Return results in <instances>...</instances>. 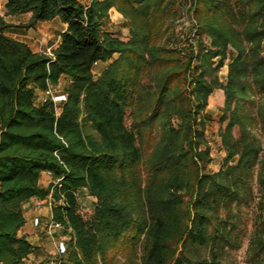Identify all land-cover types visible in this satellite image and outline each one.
Returning <instances> with one entry per match:
<instances>
[{
	"label": "trees",
	"instance_id": "trees-1",
	"mask_svg": "<svg viewBox=\"0 0 264 264\" xmlns=\"http://www.w3.org/2000/svg\"><path fill=\"white\" fill-rule=\"evenodd\" d=\"M182 1L193 15L197 53L188 42L191 32L175 48L157 45L169 31L168 43L176 41L175 0H5V15L30 14L27 27L58 18L65 30L48 58L12 38L18 28L0 17V264H28L33 246L20 232L31 199H48L50 222L68 235L56 264H219L230 207L259 153L247 131L254 119L240 116L239 103L249 95V79L264 91V0ZM111 8L128 22L125 42L102 32ZM203 35L210 41L205 51ZM230 51L226 82L219 84L222 122L228 114L220 136L226 167L209 175L201 117L214 89L205 76ZM114 54L118 58L95 77L93 66ZM190 76L194 88L187 93ZM61 80L58 107L49 98L37 101ZM172 119L178 128L169 129ZM155 120L162 138L143 171L140 145ZM42 174L52 180L45 188ZM262 175L264 165V183ZM80 190L96 199L87 220ZM209 218L218 223L213 234ZM261 238L264 233L255 237L250 264H264ZM187 239L209 247L210 260H188Z\"/></svg>",
	"mask_w": 264,
	"mask_h": 264
},
{
	"label": "rangeland",
	"instance_id": "rangeland-1",
	"mask_svg": "<svg viewBox=\"0 0 264 264\" xmlns=\"http://www.w3.org/2000/svg\"><path fill=\"white\" fill-rule=\"evenodd\" d=\"M80 1L87 4L90 0ZM175 3L176 16L172 26L173 32L176 35V41L168 43L169 31L158 38L157 45L167 49L175 48V43H183L184 41L182 38L191 32L188 42H190L189 44H191L192 50L197 53L199 44L197 38L194 37L196 29L194 27L192 12L189 13L187 11L188 7L184 5L182 0H175ZM0 17L10 26L18 28V31L11 35L12 38L18 41L31 42L26 36L29 32L31 33V31H33L39 38H44L45 41L32 47V49H36L38 54L44 56H48V51L53 50L56 41L55 34L58 32L56 22H42L41 24H36L34 27H27L30 14L21 15L19 17L7 16L5 15L4 6L1 3ZM102 32L125 42L129 38L128 22L123 16L120 17L115 14L113 10H110V16L108 14V17L102 21ZM181 40L183 42H181ZM200 40L203 42V50H207L210 43L208 37L203 35L200 37ZM232 54H234V52L230 51L228 59L224 61L223 65L219 69L208 72L205 76V80L211 83L214 89L208 97L207 105L201 117V120L204 122V130L200 149H207L210 163L204 171L209 175H215L219 171L225 170L226 167L224 162L226 153L223 150L220 136L226 127L228 114H225V118L227 119L222 122L224 95L219 84H225L226 82L228 64L232 58ZM117 58L118 55L114 54L108 61L101 62L102 68L105 69ZM218 60L217 58L213 59L212 68L216 66ZM199 62L200 56L193 59L191 70L195 71L194 69L199 65ZM191 76L188 77L186 82L185 89L187 93L194 88L191 82ZM247 87L249 89V95L240 100L239 114L240 116H247L254 119V123L248 125L247 131L254 140L255 146L259 149V153L257 160L255 159L249 162L247 171L241 177L244 183L241 188L243 192L241 198L234 201L230 207L229 224L227 226L229 235L222 242V257L219 264H250L251 257L258 247V241L256 242V247L254 246L255 237L264 233V231H262L264 230L262 229L264 228V183L259 181V172L262 169V165H264V161H262V158H264V91L260 90L257 85H254L250 79ZM63 88L64 82H61L57 87H51L49 94L38 93L37 101L40 102L49 98L58 107L60 105L59 97L62 95ZM191 99L193 100L194 96L191 95ZM126 123L127 125L129 124L128 114ZM178 125L179 121L172 119L169 129H176ZM160 128V121L155 120L152 129L145 133L144 140L141 142L142 163L140 168H142L143 171H145L144 169L148 163L147 161H150L158 150L162 138V131ZM199 128L201 127H197V130ZM232 135L234 139L239 137L237 127L233 129ZM143 179L145 180V177H143ZM219 181L223 184L225 182L223 179H219ZM45 184L46 181L44 185ZM209 186L210 183L208 182L204 185V188L206 189ZM141 188H144V184ZM77 196L79 199L80 214L83 219L87 220L92 214L96 199L91 197L86 190H80ZM41 204L42 203L38 201L37 204H34L30 209L26 210L25 217L35 210L39 211L41 209L40 207H42ZM219 214L225 217L224 211H219ZM217 224L214 218H209L207 222L209 233L213 234L217 231ZM48 225L49 222L45 219L39 222L37 227L28 224L21 230L20 234L29 237V241L33 246V252L28 258V264H50L51 261L53 262L57 258L58 253L63 252L65 248L64 244L68 240V235L64 230L60 229V227L48 229ZM261 240L264 241V238H261ZM253 247L255 248L253 249ZM184 256L192 262H194L197 257L203 260H210L209 247L193 246L190 244L189 239H187ZM53 264L56 263L53 262Z\"/></svg>",
	"mask_w": 264,
	"mask_h": 264
},
{
	"label": "crops",
	"instance_id": "crops-1",
	"mask_svg": "<svg viewBox=\"0 0 264 264\" xmlns=\"http://www.w3.org/2000/svg\"><path fill=\"white\" fill-rule=\"evenodd\" d=\"M99 1H101V0H99ZM0 3L4 6L5 0H0ZM89 3H90V1L87 4H84V3H82V4L89 5ZM110 10H113V12L115 14L119 15L120 17H122L121 14L115 8H111ZM110 10L108 11L109 16H110ZM19 16H21V15H16L14 17H19ZM48 22H50V23L51 22H56V25H57V28H58V32H56V34H55V36H56L55 37L56 38L55 45L53 47V49H55V48H57V46L59 44V35L61 33H63L64 30H65V25H63L62 23H60V21L58 20V18H55L52 21H48ZM26 37L31 42H25V41H20V42H22L25 45H27V47L32 52L37 53L38 51L36 49L35 50L32 49V47L36 46L37 44L43 43L45 41V39L44 38H41V37L39 38V36H37L35 33H33V31H31V33L29 32ZM48 39H49V37H48ZM101 65H102L101 62H98V63H96L93 66L92 72L95 75V77H98L102 73V71L104 70V68H102ZM61 82L63 83L64 80H61ZM59 98H60V100H59L60 102H62L63 99H64L63 95H61V97H59ZM45 181H46V184L44 185ZM51 181H52L51 180V177L48 174H42V176L40 177V185L42 187H44V188L47 187L51 183ZM38 201L39 200H37V199H31L29 202H27L26 204H24V209L25 210L30 209L34 204H37ZM40 202L42 203L41 204L42 207H40L41 209L39 211H36L35 210L33 213H30L28 216L25 217L26 223H25L24 227L27 226L28 224H31V226L37 227L38 224H39V222H42L45 219H47L48 222H50L51 212H50V206L48 205V202L49 201H48V199H46V200H42ZM78 202H79V199H78ZM25 237L29 241V237H27V236H25Z\"/></svg>",
	"mask_w": 264,
	"mask_h": 264
},
{
	"label": "built area",
	"instance_id": "built-area-1",
	"mask_svg": "<svg viewBox=\"0 0 264 264\" xmlns=\"http://www.w3.org/2000/svg\"><path fill=\"white\" fill-rule=\"evenodd\" d=\"M48 58H53V54L52 51H48V56H46ZM50 92L46 93L49 94ZM48 205L50 206V202H48ZM54 227H58V225L53 224L52 222H49V225L47 226L48 229H52ZM50 264H53L52 262Z\"/></svg>",
	"mask_w": 264,
	"mask_h": 264
}]
</instances>
